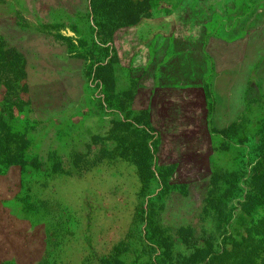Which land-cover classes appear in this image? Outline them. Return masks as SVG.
<instances>
[{"label":"rangeland","instance_id":"rangeland-1","mask_svg":"<svg viewBox=\"0 0 264 264\" xmlns=\"http://www.w3.org/2000/svg\"><path fill=\"white\" fill-rule=\"evenodd\" d=\"M0 2V114L22 122L0 156V257L162 264L159 245L264 215L238 200L252 174L264 194V0Z\"/></svg>","mask_w":264,"mask_h":264},{"label":"trees","instance_id":"trees-1","mask_svg":"<svg viewBox=\"0 0 264 264\" xmlns=\"http://www.w3.org/2000/svg\"><path fill=\"white\" fill-rule=\"evenodd\" d=\"M9 54V50H4L2 45V39L0 38V68L13 64V54ZM4 74V73H0ZM22 122L16 118L10 120H4L0 114V156L6 155L9 148L8 143L18 142L21 135ZM12 141V142H9ZM24 145L15 147L16 156L15 162L24 165L22 163L23 154L22 151ZM4 159V158H3ZM7 162V161H6ZM6 162H0V166H6ZM57 163L56 160L49 163L50 167H54ZM253 173V172H252ZM261 173L252 174L250 178L254 180L252 185L253 193H244L242 197H239V201L242 200L243 207L247 205L246 210L258 206L264 201V194L260 195V186L257 185ZM233 186V187H232ZM234 188L235 186L232 185ZM230 188V187H228ZM247 192V191H246ZM241 202V203H242ZM246 203V204H245ZM143 212L142 210H140ZM139 223L138 215L134 216L132 225ZM215 241L212 242V238L205 237V239H195V245L190 248H183L174 250L171 252H164V249L159 245L158 249L163 252L162 264H207L214 261L225 260L230 264H264V215L258 218L250 216V221L246 222L245 230L237 236L227 235L224 240L217 239L218 236H214ZM151 253V257H155V252ZM165 253V254H164Z\"/></svg>","mask_w":264,"mask_h":264},{"label":"crops","instance_id":"crops-1","mask_svg":"<svg viewBox=\"0 0 264 264\" xmlns=\"http://www.w3.org/2000/svg\"><path fill=\"white\" fill-rule=\"evenodd\" d=\"M0 264H14V259L13 257H3L2 256L0 257Z\"/></svg>","mask_w":264,"mask_h":264}]
</instances>
